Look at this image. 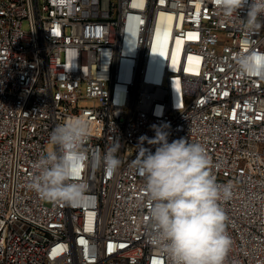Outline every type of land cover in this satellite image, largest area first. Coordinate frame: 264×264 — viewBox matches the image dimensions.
I'll return each instance as SVG.
<instances>
[{"label": "built area", "instance_id": "2783aa9c", "mask_svg": "<svg viewBox=\"0 0 264 264\" xmlns=\"http://www.w3.org/2000/svg\"><path fill=\"white\" fill-rule=\"evenodd\" d=\"M246 11L225 16L215 0H0V264H171L149 240L135 163L154 125L169 142L204 145L217 182L232 185L220 202L225 264H264V80L236 62L264 52V27L246 32ZM74 116L90 125V157L118 142L121 164L109 176L90 160L72 206L29 184L50 133Z\"/></svg>", "mask_w": 264, "mask_h": 264}, {"label": "clouds", "instance_id": "9594fccd", "mask_svg": "<svg viewBox=\"0 0 264 264\" xmlns=\"http://www.w3.org/2000/svg\"><path fill=\"white\" fill-rule=\"evenodd\" d=\"M216 7L230 17L246 7V32L264 27V0H215ZM242 76L264 80V52L250 49L237 57ZM90 125L80 116L70 117L50 133L52 148L34 162L29 187L46 201L79 203L88 190L82 176L91 160L113 175L121 164L112 143L103 156L86 150ZM155 136L140 138L136 167L144 180L150 230L149 240L171 264H225L232 240L227 232L228 216L221 201L232 198V185L220 184L213 175L212 161L204 145L185 138L169 142L165 127L153 126ZM144 141L155 151L143 147Z\"/></svg>", "mask_w": 264, "mask_h": 264}, {"label": "bare ground", "instance_id": "6f19581e", "mask_svg": "<svg viewBox=\"0 0 264 264\" xmlns=\"http://www.w3.org/2000/svg\"><path fill=\"white\" fill-rule=\"evenodd\" d=\"M171 27L170 25L165 22L164 19H162V36H166V38L170 35ZM174 47H172L171 53V65L174 66V63H176L180 57L181 47H182V40L180 39H174Z\"/></svg>", "mask_w": 264, "mask_h": 264}]
</instances>
